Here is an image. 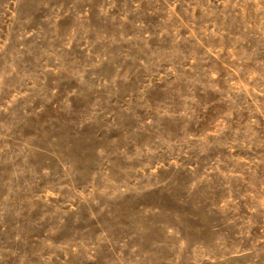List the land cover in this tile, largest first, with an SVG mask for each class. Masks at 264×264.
Masks as SVG:
<instances>
[{
    "label": "rangeland",
    "instance_id": "374dc122",
    "mask_svg": "<svg viewBox=\"0 0 264 264\" xmlns=\"http://www.w3.org/2000/svg\"><path fill=\"white\" fill-rule=\"evenodd\" d=\"M0 264H264V0H0Z\"/></svg>",
    "mask_w": 264,
    "mask_h": 264
}]
</instances>
